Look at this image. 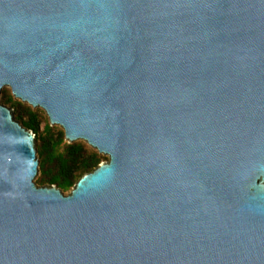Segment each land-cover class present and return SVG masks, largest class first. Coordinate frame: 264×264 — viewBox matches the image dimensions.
I'll return each instance as SVG.
<instances>
[{
	"label": "water",
	"instance_id": "95a60500",
	"mask_svg": "<svg viewBox=\"0 0 264 264\" xmlns=\"http://www.w3.org/2000/svg\"><path fill=\"white\" fill-rule=\"evenodd\" d=\"M3 88L107 161L0 104V264H264V0H0Z\"/></svg>",
	"mask_w": 264,
	"mask_h": 264
},
{
	"label": "trees",
	"instance_id": "16d2710c",
	"mask_svg": "<svg viewBox=\"0 0 264 264\" xmlns=\"http://www.w3.org/2000/svg\"><path fill=\"white\" fill-rule=\"evenodd\" d=\"M0 104L10 108L15 120L35 135L39 161L37 186H55L68 193L80 178L107 161L83 142L67 144L63 131L50 127L42 110H33L15 100L9 90L1 91Z\"/></svg>",
	"mask_w": 264,
	"mask_h": 264
},
{
	"label": "rangeland",
	"instance_id": "374dc122",
	"mask_svg": "<svg viewBox=\"0 0 264 264\" xmlns=\"http://www.w3.org/2000/svg\"><path fill=\"white\" fill-rule=\"evenodd\" d=\"M4 89H6V90H9L10 91V89H8V88H3V90ZM11 92V91H10ZM55 128H58V127H55ZM58 129H60V128H58ZM61 130V129H60ZM39 176V173H38V175H37V177ZM37 177H36V179H37ZM36 179H35V182H36ZM69 193V192H68ZM68 193H64L65 195H67Z\"/></svg>",
	"mask_w": 264,
	"mask_h": 264
}]
</instances>
